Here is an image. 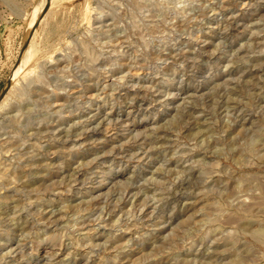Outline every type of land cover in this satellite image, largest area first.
Here are the masks:
<instances>
[{
  "label": "rangeland",
  "instance_id": "374dc122",
  "mask_svg": "<svg viewBox=\"0 0 264 264\" xmlns=\"http://www.w3.org/2000/svg\"><path fill=\"white\" fill-rule=\"evenodd\" d=\"M47 3L0 0V264H264V0Z\"/></svg>",
  "mask_w": 264,
  "mask_h": 264
},
{
  "label": "water",
  "instance_id": "95a60500",
  "mask_svg": "<svg viewBox=\"0 0 264 264\" xmlns=\"http://www.w3.org/2000/svg\"><path fill=\"white\" fill-rule=\"evenodd\" d=\"M48 4H49V0H48V3H47V5H46V8H45V9L48 8ZM31 32H32V31H31ZM31 32L29 33L28 40H27V43H26V44H28L29 38H30V36H31ZM26 46H27V45H26ZM26 46H25V49H26ZM25 49H24V51H25ZM8 90H9V82L6 84V86L4 87L2 93L0 94V102H1L2 99L5 97V95H6V93L8 92Z\"/></svg>",
  "mask_w": 264,
  "mask_h": 264
},
{
  "label": "bare ground",
  "instance_id": "6f19581e",
  "mask_svg": "<svg viewBox=\"0 0 264 264\" xmlns=\"http://www.w3.org/2000/svg\"><path fill=\"white\" fill-rule=\"evenodd\" d=\"M246 3V2H245ZM32 19V18H31ZM33 26V25H32ZM22 66V65H21ZM10 82V81H9ZM158 157V156H157ZM38 164V163H37ZM18 227V226H17ZM2 258H3V256H2ZM3 262V261H2Z\"/></svg>",
  "mask_w": 264,
  "mask_h": 264
}]
</instances>
